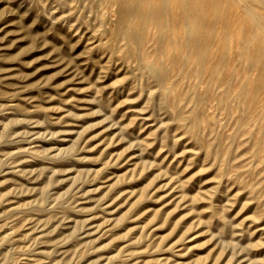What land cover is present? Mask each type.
<instances>
[{"label": "rangeland", "instance_id": "rangeland-1", "mask_svg": "<svg viewBox=\"0 0 264 264\" xmlns=\"http://www.w3.org/2000/svg\"><path fill=\"white\" fill-rule=\"evenodd\" d=\"M192 1L0 0V264H264V0Z\"/></svg>", "mask_w": 264, "mask_h": 264}, {"label": "bare ground", "instance_id": "bare-ground-1", "mask_svg": "<svg viewBox=\"0 0 264 264\" xmlns=\"http://www.w3.org/2000/svg\"><path fill=\"white\" fill-rule=\"evenodd\" d=\"M120 3V11L122 14L139 12L148 16L149 22L158 25L160 28L167 32V28L171 21H176L174 16H171V0H147L141 2L142 0H117ZM211 3L209 1L199 0L192 1L188 6L179 7L181 10V20L183 24H192L193 28L196 27L197 22L190 20V14L196 13L198 10L210 7ZM196 7H200L195 10ZM149 9V10H148ZM173 14H175L173 12ZM176 15V14H175ZM180 20V21H181ZM168 33V32H167ZM165 35V33L163 34ZM168 36V35H167ZM167 36L164 37V41L168 39ZM192 41V38H191ZM199 55H203L199 49L194 52Z\"/></svg>", "mask_w": 264, "mask_h": 264}]
</instances>
